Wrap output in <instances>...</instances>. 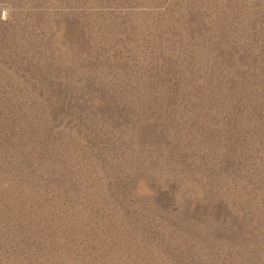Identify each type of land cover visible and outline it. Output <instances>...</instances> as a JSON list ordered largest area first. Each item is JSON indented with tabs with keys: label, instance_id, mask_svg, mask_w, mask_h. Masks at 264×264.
<instances>
[{
	"label": "rangeland",
	"instance_id": "rangeland-1",
	"mask_svg": "<svg viewBox=\"0 0 264 264\" xmlns=\"http://www.w3.org/2000/svg\"><path fill=\"white\" fill-rule=\"evenodd\" d=\"M0 264H264V0H0Z\"/></svg>",
	"mask_w": 264,
	"mask_h": 264
}]
</instances>
